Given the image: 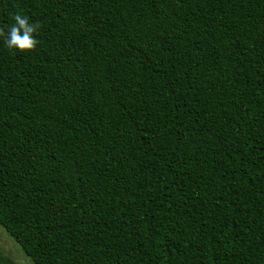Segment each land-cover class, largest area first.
<instances>
[{"label": "trees", "instance_id": "obj_1", "mask_svg": "<svg viewBox=\"0 0 264 264\" xmlns=\"http://www.w3.org/2000/svg\"><path fill=\"white\" fill-rule=\"evenodd\" d=\"M0 225L33 264H264V0H0ZM0 264H15L0 251Z\"/></svg>", "mask_w": 264, "mask_h": 264}, {"label": "clouds", "instance_id": "obj_2", "mask_svg": "<svg viewBox=\"0 0 264 264\" xmlns=\"http://www.w3.org/2000/svg\"><path fill=\"white\" fill-rule=\"evenodd\" d=\"M14 23L5 30L0 28V37H3L4 45L9 49H18L21 52L34 51L39 43L35 34L42 26L39 21L30 23L27 16L17 13L13 17Z\"/></svg>", "mask_w": 264, "mask_h": 264}, {"label": "rangeland", "instance_id": "obj_3", "mask_svg": "<svg viewBox=\"0 0 264 264\" xmlns=\"http://www.w3.org/2000/svg\"><path fill=\"white\" fill-rule=\"evenodd\" d=\"M0 251L15 264H33L21 251L18 244L6 233L0 225Z\"/></svg>", "mask_w": 264, "mask_h": 264}]
</instances>
